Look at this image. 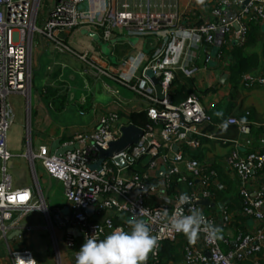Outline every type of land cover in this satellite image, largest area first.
I'll return each instance as SVG.
<instances>
[{
  "label": "built area",
  "instance_id": "1",
  "mask_svg": "<svg viewBox=\"0 0 264 264\" xmlns=\"http://www.w3.org/2000/svg\"><path fill=\"white\" fill-rule=\"evenodd\" d=\"M40 1L0 0V238L6 240L20 214L43 209L37 187L36 199L30 187H11L7 163L12 154L5 146L12 114L9 95L26 96L29 89L33 35L48 39L58 51H71L62 32L87 27L99 32L104 40L125 33L141 39L162 36L163 42L144 58L139 50L128 55L122 77L117 78L121 83L131 78L133 83L131 64L142 61L130 87L151 102L144 108L148 123L140 127L142 134L136 143L96 163L97 148L104 150L118 138L122 125L116 112H106L90 131L77 132L63 142L54 140L36 154H25L34 183L33 162H37L48 178L62 186L66 212L54 208L48 217V228L54 226L62 231V244L69 249L71 260L75 262L81 245L93 233L103 239L117 227L128 230L125 221L136 215L158 237V251L149 255L147 264H161L162 243L176 242L179 235L183 236L179 249L181 264H264V142L261 149L245 153L236 144L228 150L224 162L233 175L238 203L233 209L225 205L218 208L214 204L218 184L215 169L185 150L198 145L194 135H202L200 126L210 116L197 92H189L174 104L169 100L175 74L191 77L198 70L181 63L190 46L186 41L191 37L202 40L205 61L210 58L212 47L216 57L223 60L230 47L243 43L250 22H264V0H205L204 5L191 0L193 6L183 11L175 5L150 8L147 3L141 6L127 0H49L43 18L37 17ZM196 7L203 9L198 14L200 22L185 25V17L197 16ZM78 56L84 58L85 52ZM147 72L158 79L161 99L150 95L153 85ZM240 82L244 86L264 87V69L243 73ZM225 122L234 125L240 134L249 132L245 119L228 116ZM116 158L123 164L119 165ZM137 160L144 166L141 172L130 168ZM160 167L161 177L157 179ZM182 194L190 198L182 205L183 213L190 214L191 208L200 210L208 224L222 229V238L211 239L207 230L202 229L196 242L190 243L184 234L171 229L164 210L167 209L168 216L180 210ZM195 197L205 198L212 205L195 204ZM87 207H91L89 213L85 211ZM246 219L251 224L247 225ZM0 264H35V260L27 248H7Z\"/></svg>",
  "mask_w": 264,
  "mask_h": 264
},
{
  "label": "crops",
  "instance_id": "2",
  "mask_svg": "<svg viewBox=\"0 0 264 264\" xmlns=\"http://www.w3.org/2000/svg\"><path fill=\"white\" fill-rule=\"evenodd\" d=\"M127 1L141 6L147 3L150 8H167L175 5L179 11L193 6L191 0ZM194 9L197 11V16L185 17L183 19L185 25L200 22L198 14L203 9L198 7ZM84 28L92 32L87 27L62 32L64 43L71 51H58L52 43L50 48L38 36L40 45L37 44L30 50L29 65L33 69H31L32 76L34 70L42 68V71L38 82L39 87L33 86L31 80L24 98L23 129L27 138V147L22 154L17 155L24 157L27 163L28 159L25 156L27 152L36 154L47 147V143L50 144L54 140L63 142L77 132L90 131L97 119L106 112H116L119 115L118 123L123 125L128 122V113L142 110L151 102L144 94L130 87V84H134L137 79L142 61L131 64L134 70L132 79H135L133 83L131 78L123 80V83L117 78L122 77L123 64L128 55H134L133 53L139 50L142 51V58L149 56L153 49L162 44L163 37L148 36L141 39L137 36L117 33L104 40L100 38L99 32L95 31L97 35L95 40L82 33ZM249 28L250 25L247 32ZM250 31L253 33V41L245 45L248 39L246 32L243 43L233 48H241L243 56L255 58V65L250 71H261L264 69L261 54L264 42V22L256 23V27ZM134 37L137 39L132 40ZM186 42L190 43V46L186 49L181 63L185 67L196 66L198 70L191 77H185L179 72L175 74L170 90L173 91L183 86L182 98L172 101L170 95L169 100L174 104L182 100L189 92L199 94L200 103L207 110L210 120L200 126L202 135H194L198 139V145L195 148L187 147L185 150H189L188 153L191 156L209 163L215 169L218 178L214 203L216 207L225 205L233 209L237 207L238 197L233 175L228 171L224 158L234 144L241 153L262 148L264 87L259 84L244 86L240 82L241 75L250 71H245L238 77L235 76V70L231 68L236 61L235 55H232V47L229 48V54L223 60L216 57L214 47L210 48V58L205 61L206 53L202 40L191 37ZM77 52H85V57L80 58ZM100 70L110 76H106ZM147 74L149 75L148 72ZM222 74H225V77L220 82L219 78ZM149 93L155 97L153 86ZM228 116L247 120L249 132L247 134L238 133L234 125L225 122ZM32 142H35L34 149ZM34 174L35 183L32 179L31 184L21 183L20 186L30 187L33 190V199H36L37 187L43 209H34L20 214L15 229L6 234V240L2 239L6 253L7 248L10 250L27 248L35 264H75L70 258L69 249L62 244V231L54 226L52 229L48 228V217L51 216L54 208L59 207L66 212V204L62 198V186L59 182L48 178L44 172L41 174V179L37 177L35 169ZM160 177L161 174H156L157 179ZM160 198L162 197L159 196ZM41 218L45 220L44 227L41 226ZM245 222L247 225L251 224L248 219ZM16 229L20 232L14 235L13 232ZM42 229H46L47 232H42ZM182 238L183 236L179 235L176 242L170 243L173 259L167 260L166 264H181L179 249L183 243ZM6 253L3 255L0 249L1 260L6 257Z\"/></svg>",
  "mask_w": 264,
  "mask_h": 264
},
{
  "label": "clouds",
  "instance_id": "3",
  "mask_svg": "<svg viewBox=\"0 0 264 264\" xmlns=\"http://www.w3.org/2000/svg\"><path fill=\"white\" fill-rule=\"evenodd\" d=\"M198 5H204L205 0H196ZM190 198L186 194L179 197L181 209L168 216L164 210L165 218L171 229L184 234L190 243H195L202 229L207 230L211 239L222 238V229L208 224L203 213L191 208L190 214L185 215L182 205ZM125 223L128 230L117 227L104 236L98 238L94 233L81 245L75 257V264H147L149 255H155L159 248L158 237L152 234L149 224L132 215Z\"/></svg>",
  "mask_w": 264,
  "mask_h": 264
},
{
  "label": "rangeland",
  "instance_id": "4",
  "mask_svg": "<svg viewBox=\"0 0 264 264\" xmlns=\"http://www.w3.org/2000/svg\"><path fill=\"white\" fill-rule=\"evenodd\" d=\"M48 1L49 0H41L39 4V9L41 12L38 11L37 17L39 16L40 18H43L44 16V11L46 7L48 6ZM41 41L43 43H46L50 48L52 46L51 42L48 39H45L42 37ZM39 44V39L37 38L36 35H33L32 42H31V47L30 50L34 48L35 45ZM40 45V44H39ZM29 50V54H30ZM43 65V64H42ZM32 69V67H30ZM33 70V69H32ZM41 70H34V75L32 76V71H31V76H30V82L32 80V85L39 87V77L41 76ZM31 92H33V88H31ZM13 94H18V93H13ZM25 96L18 94V95H9V102L11 103L12 107V114H11V120L8 126V129L6 130L5 133V145L6 148L11 151L12 157L7 163V174L10 177V184L11 187H16L22 185L21 183H26V184H31L32 183V177L30 174V170L28 167V163L26 159L22 156L17 155L22 154L27 147V138L25 131L23 129V119H24V113H23V108H24V100ZM48 146V143L46 144ZM32 148H35V142H32ZM10 165V166H9ZM92 166V165H91ZM93 167V166H92ZM34 169L36 172V175L39 179H41L43 174V169L40 167L38 163H34ZM204 213L208 212V209H203ZM14 213L13 215H15ZM41 226L44 227L45 220L41 218L40 220ZM42 232H47L46 229H42ZM10 245V244H9ZM0 249L1 253L5 255L6 253V247L4 244V241L0 239ZM49 248V252H50Z\"/></svg>",
  "mask_w": 264,
  "mask_h": 264
},
{
  "label": "trees",
  "instance_id": "5",
  "mask_svg": "<svg viewBox=\"0 0 264 264\" xmlns=\"http://www.w3.org/2000/svg\"><path fill=\"white\" fill-rule=\"evenodd\" d=\"M250 28L246 34V36L248 37L247 41L245 42L246 44H249L253 41V33L250 31L252 28L256 27V23L254 22H250L249 23ZM262 59L264 61V42L262 45ZM232 55H235V59L236 61L234 62V64L231 66V68H234L235 70V76L238 77V75L242 74L245 71H250L251 68L254 67L255 65V58L253 56H243L242 54V50L241 48H237L234 47L233 51H232ZM234 76V74L232 75ZM183 89V86H181L180 88L174 90L173 91H169V96L171 95V100H179L182 98L181 95V90ZM127 120L128 122L138 126V127H144L147 123L148 120L145 116V111L144 109L139 110V111H132L130 113H128L127 116ZM131 170L135 171V172H141L144 169V166H142L139 162V160L133 162L130 165ZM172 247L171 244L169 242H163L161 245V248L159 250V255H160V263L161 264H166L167 260L169 259H173L172 257Z\"/></svg>",
  "mask_w": 264,
  "mask_h": 264
},
{
  "label": "water",
  "instance_id": "6",
  "mask_svg": "<svg viewBox=\"0 0 264 264\" xmlns=\"http://www.w3.org/2000/svg\"><path fill=\"white\" fill-rule=\"evenodd\" d=\"M82 33L87 34L88 36L92 37L95 40L97 39V35L94 32L88 31L85 28L82 30ZM115 39H118V38H115ZM135 39L137 38L134 37L132 40H135ZM148 73H149V80L151 81L153 85L155 97L157 99H161L163 96V93L161 91L159 81L156 77L152 76L150 72ZM224 77H225V74H222L221 77L219 78V81L221 82ZM119 131H120L119 137L109 142L107 144L106 149L103 150V149L97 148L98 157H97L96 163L100 162L102 159L112 156L113 154L119 152L122 149H125L127 146L136 143L142 134V129L130 122L127 124L121 125L119 128ZM115 160L118 162L119 165L123 164L120 158H116ZM156 174L158 175L161 174V171L160 170L157 171ZM192 202L195 204H201V205H209V206L212 205L211 202H209L207 199L200 198V197L193 198ZM85 211L89 213L91 211V207H87ZM19 232L20 230L16 229L15 232H13V234L17 235L19 234ZM73 233H76V232L73 230Z\"/></svg>",
  "mask_w": 264,
  "mask_h": 264
}]
</instances>
